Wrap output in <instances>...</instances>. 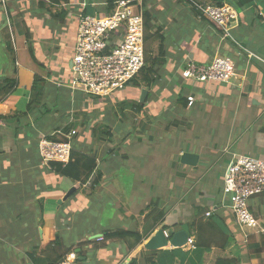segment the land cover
Returning a JSON list of instances; mask_svg holds the SVG:
<instances>
[{"label": "crops", "instance_id": "0c3cea01", "mask_svg": "<svg viewBox=\"0 0 264 264\" xmlns=\"http://www.w3.org/2000/svg\"><path fill=\"white\" fill-rule=\"evenodd\" d=\"M7 1V12L0 7V86L6 79H17L18 85L6 102L0 99V264H50L70 251L77 254V264H130L134 256L148 255L145 243L163 226L171 234L185 230L194 243L199 227L205 229L210 247L203 250L202 264H215L225 257H239L241 264H264V194L249 200V210L259 228L250 232L245 242L244 231L236 226L223 193L224 175L233 154L264 159V28L259 26L264 23L260 16L264 0H254L250 7L239 11L232 28L234 42L208 19H201L188 2L143 0L155 27L165 37L166 63L160 70L164 81L150 88L130 85L111 98L86 95L70 85L82 4L86 13L92 14L91 9L99 10L100 6L107 8L105 13L109 10L108 0L90 1L91 6L88 0H68L63 5L68 8L65 21L48 11L49 0ZM198 2L214 5L213 0ZM26 32L31 34L30 43ZM159 44L153 43L155 53ZM215 56L233 61L235 75L229 82L200 83L183 77V70L191 63L209 64ZM35 75L48 82L46 98L51 113L42 116L43 112L36 111L21 118L20 124L6 122L3 118L27 112ZM143 89L147 90L143 113L122 105L128 100L141 102ZM188 96L195 98L192 106H188ZM107 99H111L110 104L104 101ZM110 109L115 114L123 110L121 116L126 123L119 127L107 121L110 132L101 137ZM196 112L204 116L199 119ZM167 113L171 125L163 118L158 120ZM131 114L135 117L128 123ZM185 121L194 126L199 122L214 126L213 137H209L207 146L191 150L200 156L196 166L182 164L181 154L186 150L176 148L174 161L181 163L178 170L182 175L172 179L175 195H170V203L161 199V207L169 206L164 223L146 233L151 220L148 205L153 201L140 193L146 190L145 184L132 185L127 178L117 176L122 171L126 175L149 173L155 177L149 183L157 184L160 172L149 165L159 154L152 148L164 140L166 132L177 136V142L192 136L183 126ZM70 122L79 129L70 131L72 145L98 157L102 178L92 189L90 182L81 185L57 174L41 160L40 138L64 140L60 132ZM170 126L183 129L175 131ZM159 128H164V135ZM148 133L152 134L148 137L151 148L140 146ZM119 160L124 162L117 164ZM136 181L145 179L139 177ZM72 188L75 191L65 198ZM120 229L139 232L145 239L131 249L132 239L105 238L106 233ZM57 238L62 248L53 245ZM249 242H256L254 248L260 247L262 253L258 255L249 248ZM170 249L174 247L161 250ZM181 249L194 257L195 245L186 244ZM139 264L146 263L140 259ZM175 264L192 263L188 258L183 262L177 259Z\"/></svg>", "mask_w": 264, "mask_h": 264}, {"label": "built area", "instance_id": "2783aa9c", "mask_svg": "<svg viewBox=\"0 0 264 264\" xmlns=\"http://www.w3.org/2000/svg\"><path fill=\"white\" fill-rule=\"evenodd\" d=\"M192 1V0H189ZM195 7L209 18L226 37L232 38L234 22L239 11L225 2L221 6L194 2ZM84 7L78 14V31L71 59V88L98 98H111L140 75L145 66V19L143 0H116L111 11L89 14ZM7 12L8 1L0 0ZM264 17V13L260 12ZM250 56H256L250 54ZM182 75L200 83L229 82L235 75L230 58L215 56L209 64L191 63ZM188 106L195 102L188 96ZM64 140L47 136L39 140L38 150L43 163L71 161L72 132ZM223 193L229 202L237 227L257 228L258 220L249 210V200L264 194V159L246 154H233L224 175ZM211 212H208L209 216ZM169 239L171 233L164 230ZM250 234L245 235L248 239ZM187 244L195 245L190 237ZM77 254L71 252L59 264H76Z\"/></svg>", "mask_w": 264, "mask_h": 264}, {"label": "trees", "instance_id": "16d2710c", "mask_svg": "<svg viewBox=\"0 0 264 264\" xmlns=\"http://www.w3.org/2000/svg\"><path fill=\"white\" fill-rule=\"evenodd\" d=\"M116 0H108V11H111L114 2ZM191 6V8L196 12V14L203 20L208 21L212 25H215L209 18L202 14L196 7L194 2H198V0H182ZM229 1L233 2V6L238 10H243L245 8L250 7L254 0H213L215 6H221L225 2L229 3ZM50 4H47L48 11L52 13L54 18H57L60 21H65L68 8L63 6L67 4L68 0H49ZM46 5L44 2H39L40 4ZM42 4V5H43ZM55 7L56 10L53 12L52 8ZM145 11H144V19H145V66L140 72V75L132 80L130 84L134 87H153L154 85L158 84L162 79L160 75V70L162 67L165 66L166 63V51L163 44L164 36L161 34L159 27H155V22L152 19V15L150 11L146 8L144 3ZM208 19V20H207ZM216 26V25H215ZM217 27V26H216ZM221 31V30H220ZM223 33V31H221ZM27 42L30 43L31 41V34L26 32ZM155 41H159V47L157 48V52L153 51V43ZM238 45L237 43H234ZM30 53L33 59H35V55L33 52L32 47H30ZM18 85L17 79H6L3 84L0 86V99L2 98L5 102L7 99L13 95L16 86ZM48 86V82L45 78H42L39 75L34 76L33 85L31 87V101L28 104L27 112L23 114H14L8 118H3L8 123H17L20 124L21 118H27L29 115H34L36 111L43 112L42 116L48 115L51 113L52 109L49 106L48 99L46 98V89ZM48 100V101H47ZM123 106H130L135 112L143 113V109L146 102H122ZM31 113V114H30ZM38 118L35 116L34 121L37 122ZM16 127V126H15ZM80 128L84 129L85 126H79ZM79 131L78 125L76 123L70 122L65 128H63V133H69L72 129ZM16 130H19V127H16ZM78 133V132H76ZM49 139L54 141H59L60 139L47 136ZM42 160V158H41ZM52 170H54L57 174L67 177L75 182H79L81 185L90 182L91 189L95 186L99 185L102 178V173L98 169V157L92 153L81 151L73 146L71 152V161L64 165L59 162H51L49 164ZM162 202L160 199L153 201L151 204L148 205V209L151 210L149 216L151 215L149 220V227L146 228V233L151 229H154L158 225H163L164 218L169 210V206H162ZM163 229H167L166 226H163ZM200 232L196 234L197 241H195V250L193 252L194 257L189 255L187 252H183L181 248H174L170 250H160V251H147L146 254L139 258L133 257L131 259L130 264H139L140 259L143 260L146 264H175L177 259H180L182 262L187 260L188 258L191 259L192 264H202L201 257L203 254V250L210 247L208 243V239L206 241L205 237V229L202 231V228L199 227ZM205 231V232H204ZM250 237V236H249ZM105 238L107 239H124L129 240L132 239L134 243L130 246L131 249L142 244L144 235L139 232H133L130 230H116L112 232H108L105 234ZM249 239V238H248ZM212 241V240H211ZM228 241V240H227ZM226 241V243H227ZM250 241V240H249ZM225 243V244H226ZM256 242H249V248H253L255 252L262 253V250L259 248H254ZM53 245L57 248H62L60 238H57ZM81 245V243H80ZM65 253L56 258L55 261H51L50 264H59L64 257ZM197 258L198 261H195L194 258ZM215 264H241V258L239 257H225V258H218Z\"/></svg>", "mask_w": 264, "mask_h": 264}, {"label": "rangeland", "instance_id": "374dc122", "mask_svg": "<svg viewBox=\"0 0 264 264\" xmlns=\"http://www.w3.org/2000/svg\"><path fill=\"white\" fill-rule=\"evenodd\" d=\"M88 1H89L90 6H91L92 4L90 1H93V0H88ZM101 1H103V0H101ZM202 4H204V3H202ZM209 5H211V4H209ZM263 5H264V3H263ZM100 9H101V6H100L99 10H96V11H100V13H102V14L104 13L105 9L107 10L106 7L101 9V10ZM96 11H93V9H91L90 13L95 14ZM259 26L264 28V23H259ZM229 40L234 42V40L232 38H229ZM155 50H156V47H155ZM24 57H25V55L21 54V58H24ZM28 58H29V55H28ZM163 81H164V79L162 78V80H160V82H159V85ZM127 86H130V85H127ZM127 86H125L124 88H126ZM110 100L107 99L104 101L107 102V104H110ZM128 102L130 103L132 101L128 100ZM112 109H110V111H107L106 121H103L104 126L102 127L103 129L100 132L101 137H106L105 136L106 133L110 132L109 127H111V125H109L108 122H115L119 127L125 125V123H126L125 118H123L121 116L122 115L121 113L123 112V110H120L119 113L115 114V111L114 110L112 111ZM196 114L199 115V119L204 116L202 113H199V112H196ZM105 115H106V113H105ZM110 117H112V119ZM134 117H135V115L131 114L129 116V119L127 122L129 123L130 120H132ZM157 118H159V117H157ZM162 118L165 119V123L169 122L171 125L172 121L170 119L171 117H170L169 113L163 115V117L159 118L158 120H160ZM196 124H198V126H194L192 123H187V122L185 123V125H183L184 128L188 129V133L192 134V136L188 135V139H180L179 142L176 141L177 136L169 135V132H166V134H165L164 128H162V130H161V128L158 129V131L160 133H162V135L165 134L164 140L160 141L159 143H157L156 139L152 140V141L157 143L156 145H154L155 148H152V149H156V151L158 152L159 155L155 156L154 161L149 160V161H151L149 167L154 168L153 171L156 170V171L160 172L157 184H153L154 182L149 183V181L153 180L155 177L153 178L152 175H149L148 171H147L148 174H146V173L136 174L135 173V174H127V175L125 174L124 171H122L119 174V176H117V177H119V178L123 177V179L127 178L128 181L130 182V184H132V185L133 184L134 185L135 184H145L146 190L144 192H140V193H142V196L144 198L146 197L149 201H156L158 199H160V200L165 199V201L170 203V201L172 200L170 195H172V196L175 195V190H173L174 184H173L172 179H175L177 177V175H179V176L182 175V173L178 170V169H180V167L182 165L180 162H178L176 160L174 161L175 154H176L174 151L176 150V148H183L187 152H191V150H193V147H196L199 149V147H201V146H207L209 141H210L209 137H211V136L213 137L212 132L214 130V126H207V125L203 126V124L201 122L196 123ZM74 129H77V128H74ZM169 129L177 131L179 129H183V127L178 126L176 128V127L170 126ZM134 130H135V128H134ZM171 130H169V131H171ZM209 132H210V134H209ZM134 133L138 134L136 131ZM151 135H152L151 133H148L147 136L144 135L146 137V139L143 140L144 144H141L140 146L146 145V146L151 148V146L148 143V137H150ZM206 135H208V136H206ZM76 136H78V133ZM199 137H200V140H198ZM60 138H63L62 135L60 136ZM213 139H214V141H216L215 136ZM197 140H198V142H196ZM217 143H218V141H217ZM219 145H220V142H219ZM79 147H80V145H79ZM246 155H249V154H246ZM105 156L109 160L110 157L107 154ZM169 156L173 157V158H171V160H170ZM138 160H140L142 162L141 159H138ZM180 161H181V159H180ZM122 162H124V161L119 160L117 164H120ZM139 177L144 178L145 182H137L136 179H138ZM257 228H259V223H258ZM257 228L243 227L242 230L244 231V237H245L246 233L250 234V232H254L255 229H257ZM247 241H248V239L245 240V242H247ZM71 252H74V251H70V252H68V254ZM76 264H77V260H76Z\"/></svg>", "mask_w": 264, "mask_h": 264}, {"label": "water", "instance_id": "95a60500", "mask_svg": "<svg viewBox=\"0 0 264 264\" xmlns=\"http://www.w3.org/2000/svg\"><path fill=\"white\" fill-rule=\"evenodd\" d=\"M229 3L233 4V2L231 1H229ZM146 96H147V90L143 89L142 95H141V102H144L146 100ZM180 159H181L182 164H186L189 166H196L199 162L200 156L197 153L186 151L183 154H181ZM74 191H75V188H72L71 190H69L65 198L70 197ZM189 238H190L189 233H187L185 230H179L171 234L170 238L168 239L165 236L164 229H159L145 243L144 247L146 250H149V251L165 249L168 246H173L174 248H182L183 246L187 244Z\"/></svg>", "mask_w": 264, "mask_h": 264}]
</instances>
